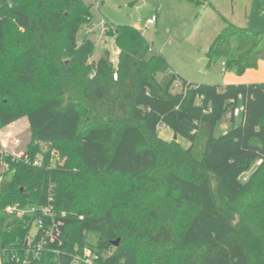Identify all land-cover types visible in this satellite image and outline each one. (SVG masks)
Segmentation results:
<instances>
[{
    "label": "trees",
    "instance_id": "trees-1",
    "mask_svg": "<svg viewBox=\"0 0 264 264\" xmlns=\"http://www.w3.org/2000/svg\"><path fill=\"white\" fill-rule=\"evenodd\" d=\"M93 7L0 0V128L26 117L31 132L17 158L0 151V264H264V82L188 80L130 24L107 32L116 63L108 49L91 62L78 32ZM223 19L208 66L257 69L264 30Z\"/></svg>",
    "mask_w": 264,
    "mask_h": 264
},
{
    "label": "rangeland",
    "instance_id": "rangeland-1",
    "mask_svg": "<svg viewBox=\"0 0 264 264\" xmlns=\"http://www.w3.org/2000/svg\"><path fill=\"white\" fill-rule=\"evenodd\" d=\"M85 1L94 5L95 18L90 23L83 25L78 32V37L80 40L89 37L95 41L91 62L99 59L104 53L103 51L108 49L111 51L113 62L116 63L119 51L114 38L108 36L107 32L111 26L130 24L139 28L154 49L163 52L170 65L188 80L213 84L264 82V64L243 74H235L231 71L223 72L221 59L210 62L206 69L201 64V60L207 56V42H210V38H212L211 40L214 38L212 31L216 30V26L218 28V25L226 23L222 19L223 16L239 26L264 30V0H210L212 4L199 1L196 2L195 10L190 12L186 18L180 17V11L185 8L177 0ZM152 14H157L158 21L156 25L146 26L145 18ZM260 60L264 62V56ZM177 87L179 88V86ZM85 119L89 124L90 116L87 115ZM239 120L240 117H237L236 123ZM230 124L228 113H226L217 123L215 134L221 135L227 131ZM159 135L168 141L176 140L184 147L190 145L186 138L178 136V134L174 139L175 133L169 127L159 126ZM30 139L28 120L26 117H22L18 121L0 128V151L8 150L6 152L17 158ZM15 140H18V145L14 144ZM40 147L43 151L51 150V153L55 155L53 161L60 157L59 151L49 144H41ZM6 167L5 164H2L0 171L2 174L7 169ZM1 177L2 175L0 182H2ZM109 181L112 183L121 182L115 177ZM216 192L222 204V194L218 189ZM233 207L236 208L229 206V208ZM5 210H8V206ZM89 255L90 252L85 249L82 254L77 255L79 256L77 258L81 257L83 261L86 259L90 261Z\"/></svg>",
    "mask_w": 264,
    "mask_h": 264
},
{
    "label": "built area",
    "instance_id": "built-area-1",
    "mask_svg": "<svg viewBox=\"0 0 264 264\" xmlns=\"http://www.w3.org/2000/svg\"><path fill=\"white\" fill-rule=\"evenodd\" d=\"M146 20H145V25L146 26H151V25H156V23H157V21H158V19H157V15L156 14H152V15H150V16H148V17H146L145 18ZM222 63H223V68H222V71L223 72H225L226 71V63L224 62V61H222ZM234 110V115L235 116H237V115H239L240 114V112H241V106H237L236 108H234L233 109ZM232 114V112L230 113V115ZM2 142V144H4L3 143V141H1ZM14 144L15 145H18L19 144V142H18V140H15L14 141ZM5 151H8V150H5ZM35 164L36 163H39V160H36L35 162H34ZM6 166H7V164L6 163H4ZM244 179H247V176H244L243 177ZM38 207V206H37ZM37 208H35V207H26V208H22V212H21V214L23 213V212H29V213H31V214H33V213H35L37 210H36ZM8 210H12V207L11 206H8ZM41 210H43V213L44 214H47V215H51L52 216V212H51V209H49L48 207H45V208H41ZM35 223H36V227H35V229H33V231H32V235H31V238L32 237H34L36 234H37V231H38V227L39 226H41L42 225V223H43V219H42V217L41 216H38L37 217V219H36V221H35ZM31 238L29 239V240H31ZM32 241V240H31ZM39 249V248H38ZM32 255H36L37 253H38V250H32Z\"/></svg>",
    "mask_w": 264,
    "mask_h": 264
},
{
    "label": "crops",
    "instance_id": "crops-1",
    "mask_svg": "<svg viewBox=\"0 0 264 264\" xmlns=\"http://www.w3.org/2000/svg\"><path fill=\"white\" fill-rule=\"evenodd\" d=\"M195 1V2H194ZM199 1H204V2H206V3H209V4H212V1H210V0H177V2L180 4V5H183L184 6V10H181L180 11V17H182V18H186L187 16H188V14H190V12H193L194 10H195V6H196V2H199ZM145 2V1H144ZM194 5V6H193ZM190 10H192V11H190ZM157 15V14H156ZM157 19H158V17H157ZM223 19V18H222ZM226 25V23L224 24V25H218V28H217V26H216V30H214V31H212L213 32V37H215L218 33H219V31L224 27ZM218 29V30H217ZM212 37V36H211ZM212 38H210V42L212 41L211 40ZM214 39V38H213ZM210 42H207L208 43V45L210 44ZM154 48V47H153ZM207 57V56H206ZM264 64V62H262L261 60H259V67L261 66V65H263ZM173 67V66H172ZM174 68V67H173ZM185 77V76H184ZM190 80V79H189Z\"/></svg>",
    "mask_w": 264,
    "mask_h": 264
},
{
    "label": "water",
    "instance_id": "water-1",
    "mask_svg": "<svg viewBox=\"0 0 264 264\" xmlns=\"http://www.w3.org/2000/svg\"><path fill=\"white\" fill-rule=\"evenodd\" d=\"M208 62H209L208 57H204V59L201 60V64H203L204 69H206V68L208 67ZM176 137H177V133H175V135H174V139H175ZM119 240H120V239H117V240L115 241V245L119 243Z\"/></svg>",
    "mask_w": 264,
    "mask_h": 264
}]
</instances>
